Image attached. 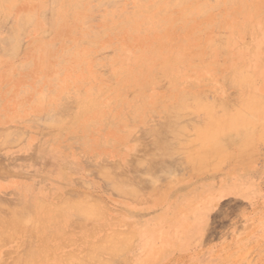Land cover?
<instances>
[{
  "label": "rangeland",
  "instance_id": "1",
  "mask_svg": "<svg viewBox=\"0 0 264 264\" xmlns=\"http://www.w3.org/2000/svg\"><path fill=\"white\" fill-rule=\"evenodd\" d=\"M5 1L0 0V42L11 28L19 34V44L14 47L13 42L12 51L0 53V127L23 135L16 145L0 151L5 162L1 165L13 173L7 180L0 178V198L19 195L30 203H9L7 212L0 209L2 220L12 221L17 211L22 217L0 225V237L4 227L2 233L8 227L16 230L11 242L10 237L0 238V264H63L66 252L64 264L91 259L107 264H264V128H258L264 125L258 123L264 113L251 114L253 106H239L253 95L264 103V0H119L115 5H102V0ZM25 16L29 23H23ZM237 70L245 72L246 79L252 76V85L244 80L241 86L243 75L239 79ZM229 82L236 86L227 87L233 84ZM189 95H203L201 100L208 102L213 97L212 104L221 101L235 116L234 107L256 115L258 127L252 130L262 136L253 132L247 139L256 142L248 145L253 149L241 152L231 143L230 161L221 168L200 173L181 169L176 172L181 179L160 185L156 202L149 200L152 194L138 201L115 194L89 169L92 162L105 163L101 159L123 167L139 157H145V165L151 163L149 142L166 122V107L181 104ZM66 99L73 100L67 109L62 108ZM257 105L261 108L256 112H264V105ZM54 109L71 113L73 125L48 129ZM67 191L98 197L101 203L88 204L96 216L88 217L91 209L84 206L87 213L75 212L72 203H33L42 193L55 198ZM24 214L31 219L25 220ZM36 217L43 224L36 225ZM154 222L158 225L151 227ZM40 227L43 233L37 234ZM55 227L58 233L49 231ZM84 241L89 246L102 242L112 247L111 254L101 246L91 250ZM45 254L47 259L40 258Z\"/></svg>",
  "mask_w": 264,
  "mask_h": 264
},
{
  "label": "bare ground",
  "instance_id": "2",
  "mask_svg": "<svg viewBox=\"0 0 264 264\" xmlns=\"http://www.w3.org/2000/svg\"><path fill=\"white\" fill-rule=\"evenodd\" d=\"M160 1V0H159ZM158 1V2H159ZM206 1V0H205ZM235 0H229L228 2H234ZM4 2H6L5 0H4ZM97 2V1H96ZM102 2V5H115L116 3H118L119 2V0H102V1H100L99 3H101ZM181 1L179 0V3H180ZM217 1H215V3H216ZM220 2V1H219ZM228 2H227V4H228ZM98 3V2H97ZM156 3V2H155ZM182 3V2H181ZM208 3V2H207ZM210 3H212V2H210ZM93 4V3H92ZM203 4V3H202ZM209 4V3H208ZM219 4V3H218ZM221 4V3H220ZM59 5H61L60 3H59ZM100 5V4H99ZM239 5V4H238ZM241 5H242V3H241ZM73 7H75V6H78L76 3H74L73 5H72ZM80 6V5H79ZM153 6V5H152ZM155 6V5H154ZM177 6V5H176ZM179 6V5H178ZM1 7V6H0ZM173 8H174V6H172ZM239 7V6H238ZM150 8V7H149ZM207 8V7H206ZM147 9H148V7H147ZM11 11H12V9H11ZM148 11V10H147ZM146 11V12H147ZM206 10L205 9H203V14H204V12H205ZM222 12V11H221ZM5 15V14H4ZM12 15V14H11ZM177 15V14H176ZM202 15V14H201ZM40 16H41V13H40ZM1 17V16H0ZM4 17V16H3ZM2 17V18H3ZM26 17V19L24 20V24H26V23H29L30 22V17L29 16H25ZM219 17V16H218ZM261 17V16H260ZM6 18V17H5ZM22 18H24V17H20V21H21V19ZM49 18V17H48ZM28 19H30L29 21H27ZM2 20V19H1ZM7 20V19H6ZM48 20V19H47ZM19 21V22H20ZM239 21H240V19H239ZM7 22V21H6ZM48 23V22H47ZM22 25L21 27H23V26H26V25ZM216 24H217V22H216ZM5 26V25H4ZM6 26H7V24H6ZM249 26V25H248ZM20 27V26H19ZM20 27V28H21ZM22 29H24V27L22 28ZM250 29V28H249ZM21 32H24L23 30H21ZM216 32V31H215ZM45 33V32H44ZM40 34H41V32H40ZM202 34V33H201ZM215 34V33H214ZM220 34H222L221 32H220ZM21 35V34H20ZM42 35V34H41ZM18 36H19V34L14 30L13 31V29H11L10 28V30H9V32H8V35H7V37L3 40L2 39V41L3 42H0V53L1 52H3V51H12L13 49H10L11 47H13V42L15 43V45H14V47L16 46V45H18L19 43V41H18ZM220 36V35H219ZM41 37V36H40ZM178 37V36H177ZM261 37V36H260ZM44 38V37H43ZM202 38V37H201ZM246 39V38H245ZM220 40H222V39H220ZM223 41V40H222ZM18 44H17V43ZM45 42V41H44ZM233 41H231V43H232ZM41 43V42H40ZM42 44V43H41ZM213 44H215V43H213ZM218 44V43H217ZM216 44V45H217ZM234 44V43H233ZM119 45V44H118ZM219 45H221V44H219ZM98 46V45H97ZM20 47V46H19ZM98 49V48H97ZM166 49V48H165ZM180 50V49H179ZM17 51H20V50H18L17 49ZM174 53H176V52H174ZM223 53V52H222ZM235 55H237V54H235ZM230 56V55H229ZM229 56H227L228 58H229ZM195 60V59H194ZM187 61V60H186ZM196 61V60H195ZM194 61V62H195ZM183 62H185V61H183ZM197 62V61H196ZM229 62V61H228ZM231 62V61H230ZM125 63V62H124ZM179 64V63H178ZM186 64V63H185ZM212 65V64H211ZM216 65H217V63H216ZM173 67V66H172ZM238 72H239V74H238V72H235V71H233V73L236 75V76H239V79H241L240 78V76L241 75H243V79H241V81L243 80H245L246 82L248 81V84H249V81L251 82V84H249V85H247V86H250V85H252V82L253 81H251L250 79H252V76H250L249 77V79H246V78H244L245 76H244V74H246L245 72H241L240 70H237ZM232 73V74H233ZM170 74V73H169ZM234 75V76H235ZM228 76H230V77H233V76H231V74L229 75L228 74ZM227 76V77H228ZM166 77V76H165ZM242 77V76H241ZM224 78V77H223ZM235 78V77H234ZM234 78H232V79H234ZM211 79V78H210ZM209 79V80H210ZM227 79H229V77L227 78ZM239 79H237V81H239V82H241ZM207 80V79H206ZM227 81H230V80H227ZM231 81H233V80H231ZM245 81L244 82H242V83H240L241 84V86H243V85H245L244 83H245ZM209 82V81H208ZM195 83V82H194ZM223 83V82H222ZM230 83H233V82H229L228 84H230ZM195 84H197V83H195ZM118 85V84H117ZM231 85H233V86H236V84H230V85H227V87L229 86V87H232ZM169 86V85H168ZM246 87V86H245ZM170 88V87H169ZM225 89V88H224ZM245 89V88H244ZM194 91V90H193ZM192 92V91H191ZM236 93V92H235ZM212 94V93H211ZM185 96H187V95H185ZM185 96H184V98H185ZM203 96V95H202ZM201 96V97H202ZM209 96H211V95H209ZM208 96V97H209ZM254 97L252 98V97H250V100H251V98H252V102H250V100H243V102H242V104L241 105H239L240 106V108H242V109H247L248 108V106H249V108L248 109H250L251 108V106H253L252 108H251V110H254V111H248L249 113L251 112V114L252 113H255V114H261V113H264V112H259V110H258V112H256L257 111V108H258V105L257 104H259V105H264V103L261 101V99H260V97L259 98H257L256 99V97H255V95H253ZM189 98L191 97L190 95L188 96ZM201 97H194V98H183V99H180L182 102H181V104H177V103H175V104H173V105H170V107H166V109H165V116H166V122H165V124L164 125H160V127H161V129L157 132V134L155 135V137H154V139H152L149 143H151L150 145L152 146V148L153 149H151V150H153V152H152V154H150V152L148 151V153H149V156H150V162L151 163H149L148 165H150V166H148L147 165V163H146V165H147V169H145L144 168V166H146L145 165V163H144V161L145 160H143V158H145V157H139V158H136V159H134V160H131V163H130V166L129 167H123L120 163H114V162H110V161H107V160H105V159H101V160H104L105 161V163H97V162H92V163H94V164H91L90 165V167H89V169H91L93 172H95L96 173V175H98L99 174V176L101 177V179H103L104 180V182L106 183V185H107V187L109 188V189H111L112 191H113V193L114 192H116L115 194H120V196H122L123 197V195H126V196H128V197H130V199H131V197H134L135 199H133V201L135 200V201H138V200H140L141 198H143V196L144 195H146V194H152L151 196H150V199L149 200H151V201H153V202H156V200H159L161 197L157 194V192L159 191V187H160V185H162L160 188H162L163 187V185H168L169 186V184L170 185H172L173 183H171V182H173L174 180H178L179 178L181 179L182 177H180V174L178 173H176V172H179L181 169H183V171H185L184 169L186 168V169H188V170H191V172L192 171H195V172H202V171H204V170H206V169H211V167L212 168H221L224 164H228V162L230 161V160H228L227 158H229V153H230V151H228L227 152V149L228 148H231V147H229L228 145L229 144H234L235 145V147H237V148H239L238 149V151L239 150H241V152H243V151H250L249 150V148H251V149H253L252 148V146H254V144L256 143L255 141L254 142H251V140L249 141V142H247V139L249 138H253V130L252 129H254L255 128V124H254V120L255 121H257L256 120V118H255V114H253V115H255L254 117L253 116H251L250 114H248V112H246L245 114H241L242 113V111H241V109H238V107H236V109H234L235 107V105H233L232 106V104H231V106L232 107H234L233 108V110L235 111L236 110V112L237 113H240V114H237L236 112V116H235V114H233V113H230V111H232V110H229L228 112H227V110H228V107L226 106V104H225V106H224V108L222 107V105H220L219 104V102L222 104V102L221 101H219V102H217L216 104H218V105H216L215 103H213L212 104V102H215L216 100H214V98L213 97H211L212 99L208 102V100H206V98L204 97L203 98V100H201ZM207 97V96H206ZM234 97V96H233ZM244 98H246V96H244ZM172 99V98H171ZM189 99V100H188ZM204 99L206 100L205 101V103H203V101H204ZM216 99V98H215ZM229 99V98H228ZM254 99L255 100H257V101H254ZM69 100H64V102L62 103V108H65V109H67L68 107H69V104H71L72 102L71 101H73V100H70L69 102H68ZM187 101H191L190 103H188ZM244 101H248V102H246V103H244ZM258 101H260V103L258 102ZM67 102V104H66V106L64 107V105H65V103ZM180 102V101H179ZM188 104H187V103ZM206 102H208L207 104H206ZM250 102V103H249ZM258 102V103H257ZM229 103V102H228ZM254 103H256L255 105H254ZM263 103V104H262ZM216 105V107H217V109L216 108H214V106ZM234 104V103H233ZM240 104V103H239ZM243 104H246L245 106L243 105ZM243 105V106H242ZM80 105L79 104H77V108L79 107ZM157 107V106H156ZM227 109H226V108ZM243 107H247V108H243ZM80 108H83V106H80ZM261 108V107H260ZM260 108H258V109H260ZM213 109H216V110H218V112L217 111H213ZM231 109V108H230ZM238 109V110H237ZM160 110V109H159ZM205 111L204 113V115L203 114H201V115H203L204 117H202L199 113H202L203 111ZM221 112H220V111ZM223 110L225 111L226 110V113H223L222 114V112H223ZM201 111V112H200ZM241 111V112H240ZM262 111H264V110H262ZM215 112H216V114H215ZM233 112V111H232ZM153 113V112H152ZM192 114V116L193 115H199V117L198 116H196V117H198V118H196V119H194L195 118V116L193 117V119L190 117V115ZM224 115L223 117H219V115ZM154 115V114H153ZM217 115V116H216ZM239 115V116H238ZM263 115V114H262ZM262 115H260V117L262 116ZM155 116V115H154ZM201 116V117H200ZM122 117V116H121ZM190 118L189 119V121L186 123L184 120H185V118ZM200 118H202V119H200ZM125 119V118H124ZM133 119V118H132ZM263 119V120H262ZM259 121V120H258ZM261 121H263L262 123H261ZM38 122H41V121H38ZM42 122H44V121H42ZM62 123H64V124H69V125H73V123H74V116L73 115H71V113H62L61 111H56V109H54L52 112H51V115H50V118H49V120L46 122V124H47V126L46 127H48V129H50V130H53V128H55L57 125H60V124H62ZM89 123V122H88ZM132 123V122H131ZM259 124H264V117L262 116L261 117V119H260V122H258ZM44 124H45V122H44ZM257 124V123H256ZM254 125V126H253ZM38 127V126H37ZM257 127L258 126H256V129H257ZM88 128V127H87ZM258 128H261V129H263L264 128V125H259V127ZM57 129V128H56ZM83 130V129H82ZM149 130H150V128H149ZM18 131V130H17ZM17 131H12V130H10V129H4V128H2V127H0V151H3L5 148H9V147H11V146H14V145H16L18 142H19V140H20V138L22 137V135H21V132H20V130L17 132ZM49 131V130H48ZM149 132V134L151 133V131H148ZM152 133H153V131H152ZM256 132H254V134H255ZM263 133V132H262ZM146 134V133H145ZM231 134H234V137H232V135ZM257 134V133H256ZM259 134V135H258ZM257 134V136L260 138V136H262V134L260 135V132ZM53 135V134H52ZM145 136H148V133L145 135ZM254 137H256V136H254ZM73 138H75V137H73ZM258 138V139H259ZM71 139V138H70ZM80 139V138H79ZM150 139V138H149ZM44 140V139H43ZM148 140V139H147ZM260 140V139H259ZM261 140H264V137H263V139H262V137H261ZM42 141V140H41ZM74 141V140H73ZM252 143V146H250V147H248V145L249 144H251ZM263 143V142H262ZM263 145V144H262ZM231 146V145H230ZM260 146V144H258V147ZM38 147V146H37ZM234 147V148H235ZM49 148V147H48ZM51 149H52V147H50ZM28 148H26V150H27ZM41 149V148H40ZM50 149V150H51ZM29 150V149H28ZM39 150V149H38ZM230 150V149H229ZM35 151H36V149H35ZM13 152V151H12ZM31 152V151H30ZM8 154H9V152H7ZM32 153V152H31ZM240 153V152H239ZM34 154V153H33ZM32 154V155H33ZM230 154H232V152L230 153ZM22 155V154H21ZM235 156V155H234ZM233 156V157H234ZM37 157V156H36ZM35 157V158H36ZM251 157V156H250ZM250 157H248L249 159H250ZM252 157H254V156H252ZM251 157V158H252ZM1 158V157H0ZM9 158V157H8ZM7 158V159H8ZM34 159V158H33ZM73 159V158H72ZM225 159L226 160H228L227 161V163H222L223 161H225ZM232 159H234V158H232ZM231 159V160H232ZM249 159H245V160H249ZM253 159L254 158H252V161H253ZM237 159H235V161H236ZM36 161H37V159H36ZM35 161V162H36ZM239 162L240 161H242V159L241 160H238ZM0 162L1 163H5L3 160H0ZM39 162H41V161H39ZM146 162V161H145ZM233 162V161H232ZM231 162V163H232ZM1 163H0V178H6L5 180H7V179H9V178H11L12 176H13V173L10 171H8L7 170V166L5 167V165H1ZM7 163V162H6ZM109 163V164H108ZM43 164V163H42ZM215 164H216V167H215ZM219 164V165H218ZM250 165V164H249ZM2 166V167H1ZM21 166V165H20ZM221 166V167H220ZM23 167V166H22ZM45 167V166H44ZM44 167H43V169H44ZM14 168V167H13ZM11 169V168H10ZM15 169V168H14ZM49 169V168H48ZM23 170V169H22ZM35 170V169H34ZM178 170V171H177ZM215 170H217V169H215ZM208 171V170H207ZM19 172V171H18ZM46 172V171H45ZM86 172V171H85ZM190 172V173H191ZM206 172V171H205ZM204 172V173H205ZM17 173V172H16ZM89 173H92V172H89ZM98 173V174H97ZM181 173V172H180ZM186 175H187V172H184ZM15 174V173H14ZM19 174V173H18ZM22 174V173H21ZM24 174V173H23ZM86 174V173H85ZM189 174V173H188ZM20 175V174H19ZM96 175H94V176H96ZM181 175H182V173H181ZM198 175V174H197ZM18 176V175H17ZM17 176H15V177H17ZM36 176V175H35ZM182 176H184V175H182ZM19 177V176H18ZM38 177V176H37ZM98 177V176H97ZM99 177V178H100ZM22 178V177H21ZM26 178V177H25ZM30 178V177H29ZM32 178V177H31ZM78 178V177H77ZM93 178V177H92ZM42 179V178H41ZM96 179V178H95ZM72 180V179H71ZM102 180V181H103ZM81 181V180H80ZM87 184V183H86ZM86 184H83V182H82V187H84V185L86 186V187H88L89 188V186L88 185H86ZM48 185V184H47ZM80 187V186H79ZM85 187V188H86ZM172 187V186H171ZM168 189V188H167ZM69 190V189H68ZM55 191V190H54ZM72 191V190H71ZM71 191H67L65 194H63V195H58V196H56L55 198H50L49 196H48V194L47 193H42L40 196H38L35 200H34V202L33 203H51L52 202V200H53V203H67V204H69V203H72V204H70L71 205V208H72V210H74L75 212L77 211L78 213L79 212H85V211H87L88 209H91L89 212H88V217H90V216H92L93 214H94V216H96L95 215V213H97V211L96 210H92V208H90V207H92V205L90 204V205H88L89 203H101V201L99 200V199H97V198H94V197H92L91 195H88V194H81V195H79V194H77V193H75V191L74 192H71ZM77 191V190H76ZM56 192V191H55ZM65 192V191H64ZM58 193H60V192H58ZM80 193H82V192H80ZM84 193V192H83ZM95 196V195H94ZM162 196V195H161ZM88 197H91V198H88ZM132 201V202H133ZM9 203H30V200L27 198V197H21V196H19V195H17V197L15 198V196L14 195H12V194H10L9 195V197L8 198H6V199H1L0 198V207H2V208H0V209H2L4 212H7L8 210H10L9 209ZM79 203H83V205H79ZM85 203V204H84ZM142 203V202H141ZM73 204H75V205H73ZM76 204H78V205H76ZM103 204V203H102ZM138 204H139V202H138ZM21 205V204H20ZM43 205V204H42ZM62 205V204H61ZM19 206V205H18ZM44 206V205H43ZM53 206V205H52ZM56 206V205H55ZM59 206V205H58ZM80 206V207H79ZM83 206L84 207H87L88 209H86V208H83ZM89 206V207H88ZM20 207H23V206H20ZM26 207V206H25ZM40 207H41V205H40ZM79 207V208H78ZM95 207V206H94ZM58 208V207H57ZM56 208V209H57ZM82 210H81V209ZM98 208V207H97ZM96 208V209H97ZM104 208V207H103ZM43 209V208H42ZM61 209H62V207H61ZM68 209V208H67ZM85 209V210H84ZM105 209V208H104ZM17 210V209H16ZM16 210L14 211V212H16ZM21 210V209H20ZM27 210V207L24 209V211H26ZM63 210V209H62ZM64 210H66V209H64ZM63 210V211H64ZM81 210V211H80ZM53 211V210H52ZM73 211V216L74 215H76L75 214V212ZM103 211H105V210H103ZM178 212H179V210H177ZM18 212V214H20V215H18V214H16V213H13L14 214V218H13V220L12 221H9V220H7V221H5V220H2V218L0 219V225H7V224H9V225H11V223H13L14 224V222L13 221H16V220H22L21 218V211H20V213H19V211H17ZM60 212V211H59ZM92 212V214H89V213H91ZM9 213V212H8ZM10 213H12V211H10ZM57 213V212H56ZM55 213V214H56ZM85 213H87V212H85ZM105 213V212H104ZM26 214H27V212H26ZM55 214H53L52 215V217L50 218V221H52V222H54L55 221V219H56V215ZM16 215V216H15ZM58 215V214H57ZM85 215V214H84ZM87 215V214H86ZM104 215V214H103ZM103 215H101V216H103ZM11 216V215H10ZM25 214H24V219H25ZM0 217H3V216H0ZM12 217V216H11ZM86 217V216H85ZM10 218V217H9ZM30 219H31V217H29ZM29 218H27V219H29ZM77 218V217H76ZM92 218V217H91ZM27 219H25V220H27ZM94 219H96L95 217H93L92 218V220H94ZM101 219V218H100ZM29 221V220H28ZM28 221H26V222H28ZM34 221H35V224L36 225H41V224H43V221H42V219L41 218H38V217H36L35 219H34ZM69 221V220H68ZM79 221H80V219H79ZM84 220H82V222H83ZM85 221H86V219H85ZM117 221H119L118 219H117ZM7 224H6V223ZM29 222H33V221H29ZM76 222H77V220H76ZM75 222V223H76ZM82 222H78L77 224H79V223H82ZM87 222V221H86ZM122 222V221H121ZM95 223V222H94ZM126 223V222H125ZM127 224V223H126ZM31 225H32V223H31ZM102 226H101V228L103 227V224H101ZM156 225H158V224H156V222H154V224L151 226V227H154V226H156ZM13 226V225H12ZM100 226V225H99ZM11 227V226H10ZM5 228V227H4ZM1 229V237L2 238H5V239H8L9 237V239H8V241H10L11 242V239H12V233L14 234V232L16 231H14L13 229H11V228H9L8 227V229L6 230V233H2V231L3 232H5V229ZM19 228V227H18ZM15 229V228H14ZM98 229H99V227H98ZM18 230V229H17ZM118 230V229H117ZM14 231V232H13ZM20 231V230H19ZM26 229H25V233H26ZM49 231H55L56 233H58L59 232V229H57L56 227L55 228H52V229H49ZM89 231H91V229H89L88 230V233H89ZM92 231H93V229H92ZM133 231V230H132ZM86 232V231H85ZM96 232V231H95ZM98 232V231H97ZM113 232V231H112ZM134 232V231H133ZM133 232H131L132 234H133ZM20 233V232H19ZM39 233H43V229H42V227H40V228H38L37 229V234H39ZM51 233V232H50ZM122 233V232H121ZM120 233V234H121ZM124 233H126V232H124ZM161 233H163V231L161 232ZM17 234V233H16ZM71 234H73V233H71ZM70 234V235H71ZM91 235H92V233H90ZM111 234V233H110ZM164 234V233H163ZM23 234H21V236H22ZM119 235V234H118ZM127 235V234H126ZM125 235V236H126ZM128 235H130V234H128ZM161 235V234H160ZM17 236V235H16ZM50 236V235H49ZM103 236H104V233H103ZM121 236H123V235H121ZM125 236H123V237H125ZM0 237V238H1ZM15 237V236H14ZM19 237V236H18ZM28 237L30 238V237H33V235H31V234H28ZM53 237H55V236H53ZM91 237V236H90ZM130 237V236H129ZM1 238V239H2ZM49 238H52V235L49 237ZM104 237H102V239H103ZM112 238V237H111ZM134 238V237H133ZM151 238H152V236H150L149 238H148V240H151ZM15 239V238H14ZM106 239H107V237H106ZM105 238H104V240H106ZM135 239V238H134ZM83 240V239H82ZM129 240H131V239H129ZM133 240V239H132ZM2 242H6V243H8V241L6 240H1ZM107 241H112V240H107ZM114 241V240H113ZM85 242V241H84ZM89 242V241H88ZM88 242H85V244H87ZM72 243V242H71ZM102 243V242H101ZM101 243H99V242H96L95 243V245L98 247V246H101ZM18 244V243H17ZM62 244V243H61ZM64 244V243H63ZM67 244V243H66ZM69 244H70V241H69ZM89 244L90 243H88V246H89ZM100 244V245H99ZM1 245H5V243L4 244H1ZM78 245V244H77ZM94 244H92V245H90L91 247H92V249H95V248H93V246H95ZM104 245H106L107 246V242L104 244ZM130 245H131V241H130ZM129 245V246H130ZM59 246V245H58ZM65 246V245H64ZM66 246H68V245H66ZM87 245H85V247H86ZM89 246V247H90ZM109 246V245H108ZM91 247H90V249H91ZM102 248H100V249H106L107 250V252L109 253L110 252V250L112 251V247L111 248H107V247H103V246H101ZM81 248V247H80ZM114 248V247H113ZM129 248V247H128ZM89 249V250H90ZM91 249V250H92ZM116 249V248H115ZM117 251H119V250H117ZM116 251V254L118 253ZM103 252V251H102ZM105 252V251H104ZM106 252V254H108ZM120 252V251H119ZM8 253V252H7ZM10 253H12V252H10ZM70 253V252H69ZM69 253H67L66 252V254L67 255H69ZM72 253V252H71ZM83 253V252H82ZM91 253H92V251H91ZM27 254H29V253H27ZM53 254V253H52ZM95 254V256H97L96 254H99L98 252H95L94 253ZM94 254H92L93 256H94ZM100 254H104V253H100ZM110 254H111V252H110ZM115 254V252L113 253V255ZM116 254H115V256H116ZM14 255V254H13ZM16 255V254H15ZM24 255H26V254H24ZM46 255V254H45ZM45 255H43V257L42 256H40V258H48L49 256H45ZM63 256L64 257V259L66 260L67 258H68V256ZM109 255V254H108ZM120 255V254H119ZM70 256H74L75 257V255H71L70 254ZM78 256V255H77ZM76 256V257H77ZM109 256H111V255H109ZM26 257V256H25ZM24 257V258H25ZM67 257V258H66ZM120 257V256H119ZM118 257V258H119ZM6 258V257H5ZM17 258H18V254H17ZM16 258V259H17ZM54 260H55V258L54 257H52ZM103 258H105V257H103ZM111 258V257H110ZM117 258V259H118ZM15 259V258H14ZM86 259L88 260L89 258L88 257H86ZM101 259V258H100ZM112 260H113V258H111ZM125 259V258H124ZM9 260H11V259H9ZM18 260V259H17ZM30 260V259H29ZM35 260V259H34ZM42 260H44V259H42ZM65 260H64V263H65ZM69 260V259H68ZM70 260H74V259H70ZM109 261H108V263L109 262H111V260L110 259H108ZM127 260V259H126ZM57 261V260H56ZM63 260H61V262H62ZM67 261V260H66ZM77 261V260H76ZM85 261V260H84ZM91 261L93 262V263H91ZM98 261H99V263L97 262V261H95V259H91L90 261H85V262H81V261H78V263L77 262H71V264L73 263H75V264H107V263H105V261H100L99 259H98ZM15 262H17L16 260H15ZM113 262V261H112ZM120 262H122V261H120ZM10 263H12V262H10ZM10 263H8V264H10ZM35 263V262H34ZM56 263H58V262H56ZM63 263V264H64ZM115 263H116V261H115ZM114 263V264H115ZM128 263V262H127ZM5 264V263H4ZM24 264V263H23ZM26 264H28V262L26 263ZM30 264H32L31 262H30ZM36 264V263H35ZM38 264V263H37ZM59 264H62V263H60L59 262ZM66 264H68V263H66Z\"/></svg>",
  "mask_w": 264,
  "mask_h": 264
}]
</instances>
